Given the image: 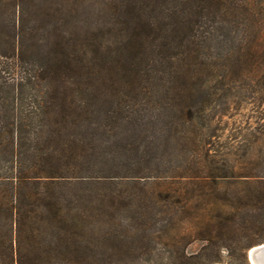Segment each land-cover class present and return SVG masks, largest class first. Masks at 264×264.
<instances>
[{"label":"trees","instance_id":"trees-1","mask_svg":"<svg viewBox=\"0 0 264 264\" xmlns=\"http://www.w3.org/2000/svg\"><path fill=\"white\" fill-rule=\"evenodd\" d=\"M237 95L264 0H0V264H251L264 143L209 145Z\"/></svg>","mask_w":264,"mask_h":264},{"label":"rangeland","instance_id":"rangeland-1","mask_svg":"<svg viewBox=\"0 0 264 264\" xmlns=\"http://www.w3.org/2000/svg\"><path fill=\"white\" fill-rule=\"evenodd\" d=\"M213 108H215V111L217 110L218 114L223 113V115L215 117L212 126L213 130L215 129L214 134L216 136L212 137L213 139L210 140L211 144L209 145L219 149V151L232 150L234 153L243 151L247 147L262 146V143H264V100L256 95L249 98H240L237 95L230 99L228 104L220 101L215 103ZM162 140L160 139L159 142ZM162 153L165 156L167 155L165 150ZM172 163H174L172 166H177L178 160L174 158ZM164 174L173 175L174 173L168 170ZM98 189L99 187L92 188L94 192ZM191 247L196 249L198 243L193 244Z\"/></svg>","mask_w":264,"mask_h":264},{"label":"water","instance_id":"water-1","mask_svg":"<svg viewBox=\"0 0 264 264\" xmlns=\"http://www.w3.org/2000/svg\"><path fill=\"white\" fill-rule=\"evenodd\" d=\"M248 258L251 264H264V243L253 246L248 251Z\"/></svg>","mask_w":264,"mask_h":264}]
</instances>
